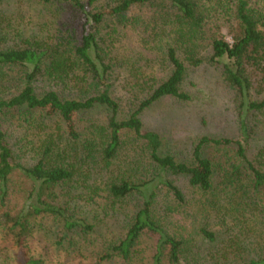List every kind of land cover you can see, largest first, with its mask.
<instances>
[{"label":"trees","instance_id":"trees-1","mask_svg":"<svg viewBox=\"0 0 264 264\" xmlns=\"http://www.w3.org/2000/svg\"><path fill=\"white\" fill-rule=\"evenodd\" d=\"M212 66L239 135L162 152ZM0 264H264V0H0Z\"/></svg>","mask_w":264,"mask_h":264},{"label":"rangeland","instance_id":"rangeland-1","mask_svg":"<svg viewBox=\"0 0 264 264\" xmlns=\"http://www.w3.org/2000/svg\"><path fill=\"white\" fill-rule=\"evenodd\" d=\"M227 40L232 42L229 36ZM191 82L195 83L194 87ZM185 89L195 91L202 98L189 108L178 107L171 99H166L145 117V128L154 129L162 136V152L175 155L185 152L187 156L193 143L202 135L230 138L239 135L229 96L221 85L216 67H203L192 72ZM202 115L206 117L203 125L200 123ZM51 257L54 258L55 253Z\"/></svg>","mask_w":264,"mask_h":264}]
</instances>
